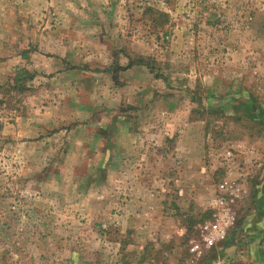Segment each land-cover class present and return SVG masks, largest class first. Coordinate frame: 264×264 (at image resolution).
<instances>
[{"label":"rangeland","instance_id":"374dc122","mask_svg":"<svg viewBox=\"0 0 264 264\" xmlns=\"http://www.w3.org/2000/svg\"><path fill=\"white\" fill-rule=\"evenodd\" d=\"M224 180L264 264V0H0V264H191Z\"/></svg>","mask_w":264,"mask_h":264},{"label":"built area","instance_id":"2783aa9c","mask_svg":"<svg viewBox=\"0 0 264 264\" xmlns=\"http://www.w3.org/2000/svg\"><path fill=\"white\" fill-rule=\"evenodd\" d=\"M243 196V188L236 182L224 180L217 186L216 194L210 200V207L214 211L212 218L196 226L198 239L189 244L191 264L196 263L206 251L226 240L235 221L232 206L242 200Z\"/></svg>","mask_w":264,"mask_h":264},{"label":"trees","instance_id":"16d2710c","mask_svg":"<svg viewBox=\"0 0 264 264\" xmlns=\"http://www.w3.org/2000/svg\"><path fill=\"white\" fill-rule=\"evenodd\" d=\"M146 11H148L150 14L153 12L150 8H146ZM157 14L158 19H153L152 21L154 22V27H162L165 26L168 23V18L167 14L161 13V12H154ZM133 66H142V67H147L150 68L151 64L148 59H146L143 56H136L134 58H128V63L125 66H119V65H112L109 68H107V72L111 71L113 73V78H115L118 72L120 71H125ZM34 75L31 74L30 72L26 70L19 71L18 73L15 74L14 79H13V87L18 88L19 90H25L26 87L24 84H19V81H31L33 80ZM147 257H144V260H146ZM148 264H155V260H151L148 258ZM144 261H142L143 263ZM144 264V263H143Z\"/></svg>","mask_w":264,"mask_h":264},{"label":"crops","instance_id":"0c3cea01","mask_svg":"<svg viewBox=\"0 0 264 264\" xmlns=\"http://www.w3.org/2000/svg\"><path fill=\"white\" fill-rule=\"evenodd\" d=\"M263 217L260 219V227L264 229V214Z\"/></svg>","mask_w":264,"mask_h":264}]
</instances>
